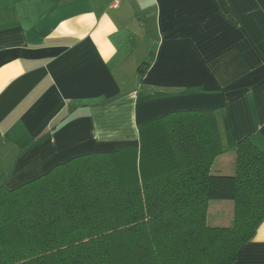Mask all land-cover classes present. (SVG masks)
Here are the masks:
<instances>
[{
	"label": "crops",
	"instance_id": "0c3cea01",
	"mask_svg": "<svg viewBox=\"0 0 264 264\" xmlns=\"http://www.w3.org/2000/svg\"><path fill=\"white\" fill-rule=\"evenodd\" d=\"M111 4L0 0V184L138 144L142 123L177 110H214L264 151V0ZM224 155L213 169L232 174ZM207 218L230 225L233 203ZM233 264H264V220Z\"/></svg>",
	"mask_w": 264,
	"mask_h": 264
},
{
	"label": "trees",
	"instance_id": "16d2710c",
	"mask_svg": "<svg viewBox=\"0 0 264 264\" xmlns=\"http://www.w3.org/2000/svg\"><path fill=\"white\" fill-rule=\"evenodd\" d=\"M138 131V144L1 184L0 264H233L264 220V151L235 143L211 109L171 111ZM229 151L234 172H216ZM212 201L233 203L230 225L208 223Z\"/></svg>",
	"mask_w": 264,
	"mask_h": 264
},
{
	"label": "built area",
	"instance_id": "2783aa9c",
	"mask_svg": "<svg viewBox=\"0 0 264 264\" xmlns=\"http://www.w3.org/2000/svg\"><path fill=\"white\" fill-rule=\"evenodd\" d=\"M123 0H112L111 7L118 8L122 4Z\"/></svg>",
	"mask_w": 264,
	"mask_h": 264
},
{
	"label": "rangeland",
	"instance_id": "374dc122",
	"mask_svg": "<svg viewBox=\"0 0 264 264\" xmlns=\"http://www.w3.org/2000/svg\"><path fill=\"white\" fill-rule=\"evenodd\" d=\"M227 154H234V151H229L228 153H225V155H224L225 157H223L224 159H222V160H226V158L228 156ZM224 173H226V172H224Z\"/></svg>",
	"mask_w": 264,
	"mask_h": 264
}]
</instances>
